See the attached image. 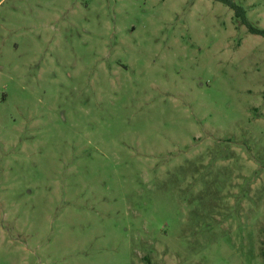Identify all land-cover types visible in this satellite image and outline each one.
Wrapping results in <instances>:
<instances>
[{
  "label": "rangeland",
  "instance_id": "1",
  "mask_svg": "<svg viewBox=\"0 0 264 264\" xmlns=\"http://www.w3.org/2000/svg\"><path fill=\"white\" fill-rule=\"evenodd\" d=\"M0 264H264V37L215 0H0Z\"/></svg>",
  "mask_w": 264,
  "mask_h": 264
},
{
  "label": "trees",
  "instance_id": "2",
  "mask_svg": "<svg viewBox=\"0 0 264 264\" xmlns=\"http://www.w3.org/2000/svg\"><path fill=\"white\" fill-rule=\"evenodd\" d=\"M215 1L222 2L227 6H229L234 11L235 16L241 19V21L248 27V30L251 33L258 34L264 37V29L255 27L248 21L246 17V9L242 5L236 3L235 0H215Z\"/></svg>",
  "mask_w": 264,
  "mask_h": 264
}]
</instances>
